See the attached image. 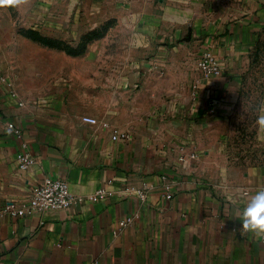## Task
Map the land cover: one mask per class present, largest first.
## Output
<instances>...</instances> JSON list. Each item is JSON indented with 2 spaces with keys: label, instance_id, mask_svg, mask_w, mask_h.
<instances>
[{
  "label": "crops",
  "instance_id": "obj_1",
  "mask_svg": "<svg viewBox=\"0 0 264 264\" xmlns=\"http://www.w3.org/2000/svg\"><path fill=\"white\" fill-rule=\"evenodd\" d=\"M263 45L264 0H0V264H264L240 220L264 189V95L243 98ZM47 177L110 197L3 213Z\"/></svg>",
  "mask_w": 264,
  "mask_h": 264
},
{
  "label": "built area",
  "instance_id": "obj_2",
  "mask_svg": "<svg viewBox=\"0 0 264 264\" xmlns=\"http://www.w3.org/2000/svg\"><path fill=\"white\" fill-rule=\"evenodd\" d=\"M197 70L204 77H218L221 75V68L217 60L208 52H202L197 62ZM104 128L107 127L105 124ZM8 128L13 129L12 125ZM17 133V132H15ZM124 135H119L116 132L112 136L113 140L124 138ZM24 147V144H23ZM193 158V156H191ZM34 159L23 152L17 156V162L20 170H27L34 164ZM141 199H144V193L138 192ZM110 197V194L103 188L95 190L87 198L73 196L65 181L53 178H44L36 185L28 199L27 204L19 206L14 202H7L3 207V213L12 218H22L32 212H45L50 210H72L81 203L104 201ZM132 223L131 218H127L118 222V227L115 233ZM261 241H264L262 236Z\"/></svg>",
  "mask_w": 264,
  "mask_h": 264
},
{
  "label": "clouds",
  "instance_id": "obj_3",
  "mask_svg": "<svg viewBox=\"0 0 264 264\" xmlns=\"http://www.w3.org/2000/svg\"><path fill=\"white\" fill-rule=\"evenodd\" d=\"M259 122L264 125V116L260 117ZM240 220L244 231L257 237L264 236V189L257 191L246 202L240 210Z\"/></svg>",
  "mask_w": 264,
  "mask_h": 264
},
{
  "label": "rangeland",
  "instance_id": "obj_4",
  "mask_svg": "<svg viewBox=\"0 0 264 264\" xmlns=\"http://www.w3.org/2000/svg\"><path fill=\"white\" fill-rule=\"evenodd\" d=\"M254 58L255 61L252 64L254 73L250 79L245 80L247 91L243 94V98L253 105L251 108L252 113L255 104L259 102L264 95V45L255 49ZM251 112L249 111V114ZM246 131L247 134L251 136L252 132L249 129Z\"/></svg>",
  "mask_w": 264,
  "mask_h": 264
}]
</instances>
